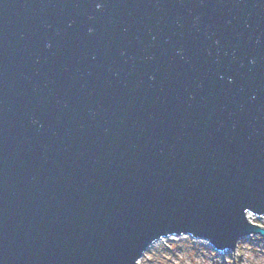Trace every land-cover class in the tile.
I'll return each mask as SVG.
<instances>
[{"label":"water","instance_id":"95a60500","mask_svg":"<svg viewBox=\"0 0 264 264\" xmlns=\"http://www.w3.org/2000/svg\"><path fill=\"white\" fill-rule=\"evenodd\" d=\"M264 0H0V264H138L264 228ZM250 217V216H249Z\"/></svg>","mask_w":264,"mask_h":264},{"label":"rangeland","instance_id":"374dc122","mask_svg":"<svg viewBox=\"0 0 264 264\" xmlns=\"http://www.w3.org/2000/svg\"><path fill=\"white\" fill-rule=\"evenodd\" d=\"M250 222L264 228V215ZM138 264H264V236L242 237L235 249L218 252L206 240L189 235L167 236L153 242Z\"/></svg>","mask_w":264,"mask_h":264},{"label":"bare ground","instance_id":"6f19581e","mask_svg":"<svg viewBox=\"0 0 264 264\" xmlns=\"http://www.w3.org/2000/svg\"><path fill=\"white\" fill-rule=\"evenodd\" d=\"M249 216H250V217H249ZM252 217H253V216H251V215H249V214L247 215L248 220H251ZM148 247H151V246L149 245Z\"/></svg>","mask_w":264,"mask_h":264}]
</instances>
